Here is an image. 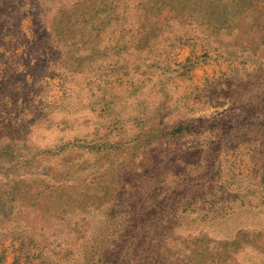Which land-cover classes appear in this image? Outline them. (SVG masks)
Listing matches in <instances>:
<instances>
[{
	"label": "rangeland",
	"instance_id": "rangeland-1",
	"mask_svg": "<svg viewBox=\"0 0 264 264\" xmlns=\"http://www.w3.org/2000/svg\"><path fill=\"white\" fill-rule=\"evenodd\" d=\"M141 1L41 0L40 44L0 56V151L28 190L0 264H264V0ZM82 11L93 30L51 39Z\"/></svg>",
	"mask_w": 264,
	"mask_h": 264
},
{
	"label": "trees",
	"instance_id": "trees-1",
	"mask_svg": "<svg viewBox=\"0 0 264 264\" xmlns=\"http://www.w3.org/2000/svg\"><path fill=\"white\" fill-rule=\"evenodd\" d=\"M139 2H142L141 0H138ZM157 2L154 4L156 10H162V3L164 1H169L166 13L169 14H175V11L177 10V6H172V1L174 0H156ZM143 3V2H142ZM145 3V2H144ZM176 3V2H174ZM177 4V3H176ZM175 4V5H176ZM149 6V4H148ZM148 6H145L143 4L142 9L144 12L147 14ZM172 6V7H171ZM42 4L41 0H0V56L4 57L5 52H9L12 56H19L18 51L20 50L21 47H29V44L33 45H39L41 41L38 40H33L28 39L26 34L23 31V22L26 19H29L27 15H31L32 18V26L34 24L33 22V17L37 16L39 17L41 13H43V10L41 9ZM87 9V8H86ZM85 9V10H86ZM83 10V11H85ZM111 8L109 9V11ZM81 12L79 16L76 18L75 21L67 20L65 22H60L62 20V17L57 15L54 18V23L48 24L46 27L48 28V33L51 34V39H55L57 41H63V37L61 36V30H66L69 28V26H78V24L84 25V27L88 24L92 25V27H89V29L84 28L80 31H88V30H93V24L95 23V20H87L85 19V14L84 12ZM111 15L113 14H106L102 17H99V22L103 26L102 28L104 29L105 26L109 25V19L111 18ZM176 15V14H175ZM45 19V15L42 16ZM108 19V20H107ZM144 19H148V15H144ZM107 20V21H106ZM111 20V19H110ZM31 33L33 34V29H31ZM82 33V32H79ZM73 38H69L68 40L65 41V45L68 47V42H70V46H74ZM22 45V46H21ZM21 46V47H20ZM1 61V60H0ZM20 65V64H19ZM28 66L30 65V62H27L25 64V70H27ZM19 67V66H18ZM19 69V68H18ZM6 73V70H2L1 76L3 73ZM30 73V72H29ZM24 74V73H23ZM8 75V73H7ZM18 82L14 83L11 88L13 89L16 87L19 83V86L14 88L16 91L17 89L20 90L23 88L22 86L27 87L30 91L34 90V85H30L29 80L27 78L21 77L20 79H17ZM2 78H0V91H1V85L3 84ZM3 95V92L2 94ZM8 95V94H4ZM14 97V96H11ZM4 98H10V96H4L2 99L5 101L6 99ZM14 99V98H12ZM28 103L26 99H24ZM6 102H8L6 100ZM28 108H25V110ZM215 120V119H214ZM201 122V119H196L192 120L189 122L185 123H179L177 126L173 127L171 130H168L164 132L167 137H170L168 140H176L177 138H183L189 135L193 131V125L195 123ZM8 124V123H7ZM211 130L213 128H217V126L212 125ZM227 132L231 131V126L228 125ZM213 133V132H212ZM214 137L216 134H213ZM217 145L219 146L220 143L218 142ZM8 154L0 151V229L1 230H12L14 229L9 223V219L13 215V210L15 207H21L23 206V201L27 195V189L20 193L19 190L24 188V180H21V175L18 173H14V166L10 164L11 159H6L3 158L7 156ZM28 198V195H27ZM29 202H31L30 197L28 199ZM28 202V204H29ZM42 246L45 244L46 240L40 241ZM30 244L26 242V239L24 238L23 240L20 241V245L17 248L18 252L22 255H30L31 252H36L38 249L36 248L37 246L30 247ZM32 245V244H31ZM59 244L56 241H51V244H49L48 249H58ZM45 251L47 252V248L43 247ZM172 249V248H169ZM43 251V250H42ZM33 259L37 258L39 259V254L35 256L34 254H31ZM30 256H27L26 258H29ZM155 262L157 258H154ZM31 261V260H30ZM29 261V262H30ZM154 261H147L145 260V264H154Z\"/></svg>",
	"mask_w": 264,
	"mask_h": 264
}]
</instances>
